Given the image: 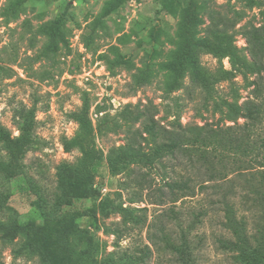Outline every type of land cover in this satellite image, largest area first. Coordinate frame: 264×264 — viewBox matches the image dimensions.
<instances>
[{
    "label": "rangeland",
    "instance_id": "obj_1",
    "mask_svg": "<svg viewBox=\"0 0 264 264\" xmlns=\"http://www.w3.org/2000/svg\"><path fill=\"white\" fill-rule=\"evenodd\" d=\"M109 1L0 0V124L13 139L30 118L34 139L19 177L0 171V264H236L218 242L232 239L222 226V195L241 214L244 183L231 190L229 183H215L220 178L207 181L203 158L197 162L200 154L216 153L207 159L222 172L225 151L179 153L174 139L152 168L131 162L113 173L108 160L122 145L148 151L165 134L176 138L193 127H224L220 122L217 129L219 114L190 69L171 55L180 47L181 12L191 1L200 5L198 38L206 35L210 11L229 18L240 13L234 44L245 51L242 26L264 25V0H125L104 16ZM42 26L53 27L55 35ZM195 57L210 77L221 66L230 68L227 57L220 63L201 50ZM179 65L183 73L174 78ZM214 85L215 95L227 94L226 82ZM250 89L241 91V102L252 99ZM83 112L99 157L89 182L75 189L83 137L75 116ZM145 124L152 133L144 132ZM255 139L256 145L264 139V120L255 127ZM7 160L0 142V161ZM233 169L226 170L230 177ZM183 179L188 183H179ZM67 212L71 227L60 231L54 224ZM245 216L252 233V214Z\"/></svg>",
    "mask_w": 264,
    "mask_h": 264
},
{
    "label": "trees",
    "instance_id": "obj_2",
    "mask_svg": "<svg viewBox=\"0 0 264 264\" xmlns=\"http://www.w3.org/2000/svg\"><path fill=\"white\" fill-rule=\"evenodd\" d=\"M124 1H109L103 8V15L107 16L112 11L117 10L124 4ZM14 4L17 8L20 1ZM199 6L191 1L189 6L182 10L177 31L180 47L178 51L171 52V55H178L190 69L192 81L201 84L207 97L212 100V111L219 114L218 121L215 123L218 126L217 129L220 122L223 123L224 127L219 131L211 127L208 130L203 129L204 127H193L192 130L177 134L176 138L172 134H165L162 137L164 141L148 151L144 150L140 144L136 146H119L115 155L109 157L108 167L113 173L126 168L131 162L152 168L154 161L160 157L163 151L170 148L174 139L172 147L174 150L177 149L179 153L191 149L195 152L197 150L204 152L209 147H211V150L220 147L222 151L226 152L225 156L222 154L221 161H224L222 172L217 171L216 173L214 169L215 160L210 159L209 161L207 159L214 158L216 153L212 156L203 154L201 157L200 154L197 159V162H200L203 158L201 162H205L208 168L206 169L209 171L207 181L215 182L217 178H220L222 181L215 183H229L231 190L235 183H244L242 190L245 192L241 194V204L243 206L241 210L244 211L241 214L235 204L227 200L228 194L224 193L222 195L224 199L222 226L231 234L232 239L222 237L218 239V242L224 250L232 253L236 264H238V259H241L240 261L244 264H264V151L259 149L261 145L264 148V139L260 145H256L257 141L255 139V127L264 120V25L256 26L249 21L244 23L242 33L247 42L244 51L234 44L237 32L234 28L236 21L241 17L240 13L235 11L233 17L229 18L226 16L218 17L216 15L219 12L210 11L208 13L210 21L207 25L206 35L198 38L196 36V26L199 21L197 17ZM62 20L63 15L58 19V22H62ZM41 30H50L48 34L52 36L56 32L53 27L42 26ZM196 50L212 54L220 63L223 58L227 57L230 68L226 69L221 66L216 75L210 77L204 72L195 57ZM182 73L179 65L178 71L173 74V77L176 78L177 74L181 76ZM237 77H240L242 84L237 82ZM216 81L227 83L228 90L225 96L215 95L214 83ZM249 87H251L252 99L241 102V91ZM75 117L78 119L83 132V137L78 139L82 157L72 183L73 188L76 189L85 186L89 182L99 154L92 145L93 127L86 112ZM125 118L135 120L137 116L131 117V115H128ZM239 119H243L244 123L239 124ZM227 122H232L240 130L233 132L232 126L226 125ZM144 126V132L152 133L150 125L145 124ZM32 129L33 122L28 118L20 127L19 135L12 139L0 124V142H2L8 153L7 162L0 161V171L10 179L20 176L21 160L28 147L34 142ZM164 132L168 133L169 131ZM256 156H259V159ZM223 157H225V160H223ZM189 163L192 167L195 166L191 161ZM229 167L234 168L233 171L235 170L234 175L231 177L228 174L230 171H226ZM214 179L216 180L214 181ZM179 183H188V181L183 179ZM254 183H260L259 187L254 188ZM169 186H174V184H169ZM180 186L184 185L180 184ZM246 213H251L254 219L252 233L248 232ZM70 221L71 214L67 212L54 226L60 231L67 230L71 227L69 226ZM260 240L263 241L262 245L259 243ZM38 242L43 249H47L42 239H39ZM184 246L186 247L185 244ZM91 247H94V245ZM173 248L179 251V248L174 245ZM84 260H87V258Z\"/></svg>",
    "mask_w": 264,
    "mask_h": 264
}]
</instances>
